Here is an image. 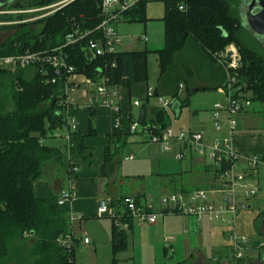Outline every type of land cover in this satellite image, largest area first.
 Returning <instances> with one entry per match:
<instances>
[{"label": "trees", "instance_id": "obj_1", "mask_svg": "<svg viewBox=\"0 0 264 264\" xmlns=\"http://www.w3.org/2000/svg\"><path fill=\"white\" fill-rule=\"evenodd\" d=\"M49 1L55 0H41L37 1L41 4L34 5L11 2L6 8H28ZM149 1L163 4L161 49L120 51L112 56L88 59L87 42L98 34L96 27L101 21L99 7L102 0H74L46 18L10 27L17 34L0 44L1 54L7 56L21 55L26 51H46L63 46L67 35L73 39L81 35L82 38L77 39L75 44H67L63 48L67 63L75 74L83 75L92 82L104 78L106 85L116 89L121 86L130 89L135 83L147 84V58L153 54L157 57L158 77L152 96L167 95L175 99L178 108H181L189 102L191 91L187 81L196 71L206 75L202 81L208 76L213 78L203 90H216L225 86L224 71L216 66L213 55L233 45L240 56V67L233 73V94L237 99L264 106V60L239 37L243 27L228 0H142L132 9L121 12L117 23L144 25L148 21L145 5ZM179 7H183V10H179ZM31 26L33 28L29 30ZM180 57L184 59V64ZM29 69H33L32 74L27 73L28 68L13 74L0 71V264L16 260L19 250L15 241H24V237L30 235L36 243L29 251V255L35 258L30 264H74V248L67 251L57 242L71 235L67 215L56 204L37 199L32 184L43 177V168L48 163L65 171L67 181L74 174L73 161L93 162L92 152L84 146L83 139L94 137L96 114L93 107L88 109L87 135L72 131L69 133L68 145H47L44 141L52 131L66 125L62 105L63 81L45 83V78L51 77V73L44 75L36 66ZM180 85L185 92L184 97L178 93ZM148 100L147 97L143 99L145 104L139 106L135 121L165 129L169 126L166 112L155 106L147 111ZM8 104L11 109H7ZM132 120L130 117L128 126ZM129 135V127L125 132L112 129L109 134L108 147L104 150L99 167L100 178L104 181H108L115 173L117 154ZM202 171L207 177L203 178L205 182L202 188L217 187L214 179L218 169L211 164H203ZM179 193L188 192L181 189ZM141 196L111 198L112 207H117L120 213L110 218L113 255L110 264H118L116 254L124 252L128 246L127 231L131 229L132 218L123 201L131 198L139 204ZM116 223L127 226V230H122ZM72 242L77 244L73 237Z\"/></svg>", "mask_w": 264, "mask_h": 264}, {"label": "crops", "instance_id": "obj_2", "mask_svg": "<svg viewBox=\"0 0 264 264\" xmlns=\"http://www.w3.org/2000/svg\"><path fill=\"white\" fill-rule=\"evenodd\" d=\"M141 37L146 39L144 35H141ZM140 38H138V41L143 43L148 42L147 39L144 42ZM206 79L201 81V84L192 90V95L209 90L203 89L213 81V78L212 76H208ZM70 81L75 90L66 95L65 99L68 106L65 108L64 114L74 118L75 132L87 135L88 109L93 107L94 114H96L94 119V137H85L83 139L84 146L92 152L93 162L87 164L82 160L73 161L74 174L67 181L65 179L66 172L58 169L53 164L50 166V172H44L43 177L32 184L33 192L37 199L45 200L49 204L54 205L61 190H71L73 198L61 207V210L67 217L69 214H77L82 217L81 221L70 225L71 235L77 244L79 241L75 236L76 224L78 228L84 219H91L96 224L99 219L105 220V222H98L102 240L93 232L88 235L84 234L82 241L84 238L89 241L88 244L83 242L84 248L88 249L92 246V251H90L92 252V256H94V264H107V261L97 263L98 256L96 254L101 243H104L105 249L107 248L106 250L111 252V219L108 216L98 217L96 214L97 206L101 200H105L108 202L109 212L113 214L120 213L117 207H112L110 204L111 198L120 196L134 197L142 195L143 192L131 189L132 183H128L138 181L139 176L127 177L124 181L119 179L118 184H116L117 177L115 174L117 171L110 176L108 181H104L100 178L99 167L103 160L104 150L108 147L107 139L112 132V125L116 117L119 118V130L125 132L128 129L129 118L132 117L133 120H136L139 114V107H133L132 103L138 100L140 101V105H144L143 99L146 98V91L152 87L144 83H135L130 89H126L123 86L118 87L115 97V104L118 107L119 113L117 116L112 110L105 108L98 102L95 95L97 82L89 83L86 77L80 74L73 76ZM214 91L219 95H223L225 101L223 86L216 90L214 89ZM152 98L155 97L149 98L146 106L147 111L152 107L149 105ZM213 105L207 109L209 115L208 122H210L211 127L199 132L202 134L206 145L216 138H213L215 132L212 130L213 124L211 122V109ZM240 113H245V109ZM221 124H223L221 131L215 134L221 135V138H227L228 129L225 123V116H222ZM188 131L190 132V130ZM230 138L232 151L239 156V166L241 169L245 168L244 160L251 156H257L261 162L255 173L248 177L250 181L254 180L257 182L258 194L246 202L247 209L240 211L235 219L236 234L247 237V243L242 248L243 256L240 260L234 258L227 237L228 227L226 225L224 226L212 220L209 221L206 217L195 219L183 214L168 213L162 217H158L152 224L138 222L135 219L131 220V229L127 231L128 246L124 252L116 254L118 264H264V129L260 132L258 131V133L250 129H236V132ZM52 142L49 141L51 143L49 146L51 147L63 146L55 145ZM170 158L172 159L171 156ZM188 158L187 166H181L180 164L184 159L181 160L178 162L179 166H176L177 172L170 174L174 176L172 178L166 177V185L161 186V191L164 192L162 196L179 193L181 189L190 193V191H196V189L208 192L217 188H202L205 182L203 178L207 179L203 174L202 165H209L208 161L198 156L200 162L195 165L192 156ZM153 165L157 166V168L159 167L158 162ZM158 174L155 175L160 176V173ZM109 189L111 190L109 191ZM144 202L145 200L141 199L139 203ZM213 202L218 204L215 201ZM152 212L153 214L160 213V205L154 207ZM117 226L124 231L127 230V226H122L119 223Z\"/></svg>", "mask_w": 264, "mask_h": 264}, {"label": "built area", "instance_id": "obj_3", "mask_svg": "<svg viewBox=\"0 0 264 264\" xmlns=\"http://www.w3.org/2000/svg\"><path fill=\"white\" fill-rule=\"evenodd\" d=\"M74 1V0H73ZM142 0H102L100 4L101 21L96 27L97 36L91 41L87 42L86 52L89 53L90 59L104 58L112 56L119 52V47L122 45V38L118 36L113 23H117L121 12L132 9L134 5ZM147 1V0H145ZM71 3V2H70ZM183 10V7H179ZM26 12V11H25ZM28 12V11H27ZM33 13V12H31ZM15 12L9 9L0 10V15H14ZM49 15V14H48ZM48 17L47 15H45ZM80 35L77 39H81ZM77 39H73L71 35L65 37V44L60 47L50 48L46 51H26L21 55H2L0 52V70L15 73L18 70L27 67H38L40 71L46 74H52L51 77L45 78V83L55 84L58 81H63L64 95L74 89L70 86V80L76 76L73 68L67 63L62 50L67 44H75ZM141 41L146 42L144 37ZM231 53L229 61H226L227 53ZM239 54L235 47H230L224 52L215 56V62L219 67L225 71V86L223 92L225 95L224 103L214 104L211 112V122L215 133L221 131L223 124H221L222 116H225V123L227 124L228 137L220 140L215 138L210 144L206 145L204 138L200 133L179 130L174 133L170 125L165 129L160 128L155 124H141L138 121H132L129 124V132L137 134L139 132L145 137L148 142L159 145L160 154H169L175 162H180L194 154L207 160L209 164L218 169L214 181L217 188L208 192L203 190H196L190 193H171L162 196L159 199L161 207L160 213L152 212L151 199L144 203L136 204L133 199L125 198L123 205L127 212H129L132 219L146 224H152L158 217H162L168 213L191 216L200 219L206 217L209 221H216L228 227L227 237L234 258L240 260L243 256L242 248L247 243L246 236H238L235 232V219L240 211L246 210V202L253 199L258 193L257 182L250 181L249 176L255 173L260 159L257 156H251L244 160L245 168L241 169L239 166V156L232 151L231 136L236 132L235 116L242 112L244 108L249 106V102L242 99H237L233 94L235 86V78L233 73L239 68ZM230 74V75H229ZM89 83H93L88 80ZM95 95L100 105L112 110L118 116V107L115 104L116 88H110L106 85V80L100 78L96 81ZM182 89L179 86L178 93ZM66 93V94H65ZM153 89H147L145 97H154ZM156 98V106L159 110L166 112L168 121L170 122L167 110L176 103L175 99L170 98L164 100L161 97ZM65 108L68 103L63 101ZM133 107L140 106V101L136 100L132 103ZM116 117L112 127L119 129V121ZM75 131V120L66 115V125L62 128L61 134L53 135L54 138L63 139L64 143L69 144V133ZM132 157L125 158L131 160ZM223 167V169H222ZM74 171V170H73ZM219 192L221 199L219 204L213 202L215 193ZM73 198V193L70 189L61 190L57 198L56 205L63 207ZM96 214L98 217L108 216L114 217L115 214L108 211V202L101 200L97 206ZM70 224L72 222L81 221L82 217L77 214H69ZM57 242L62 248L70 251L75 245L72 242V235L64 239H58ZM85 244H88L86 238L83 239Z\"/></svg>", "mask_w": 264, "mask_h": 264}, {"label": "rangeland", "instance_id": "obj_4", "mask_svg": "<svg viewBox=\"0 0 264 264\" xmlns=\"http://www.w3.org/2000/svg\"><path fill=\"white\" fill-rule=\"evenodd\" d=\"M37 1H41V0H14L12 2L21 3L22 5L41 4V2H37ZM228 1L230 2L231 9H233L237 17L240 18V12L238 10L239 0H228ZM70 2H74V1L55 0V1H49L47 4L44 3V5L28 7V8L19 7V9H9L6 8V6L1 7L0 10H4L6 8V10L9 9L10 11L15 12V14L6 15V16L0 15V44L4 43L8 38H12L17 34L16 31L10 27L20 24H26V23L30 24V23H34L36 20L46 18L45 15L48 16V14L49 15L54 14L58 10H61L62 7L70 4ZM145 14L148 21L144 25L138 23L132 24L125 22L112 24V27L116 30L118 36L122 38L123 43L118 49L119 52L120 51L134 52L136 50H142L144 48H147L148 50L149 49L158 50L163 47V26L161 23V19L164 12H163L162 2H158V1L147 2V4L145 5ZM32 28L33 26L28 27L29 30H32ZM141 35H144L146 37L148 41L147 43L138 41V38H140ZM239 37L247 45L248 44L251 45V47L254 48L255 51L258 52L259 55L264 60V48L260 45L258 40L252 37L249 34V32H247L244 28L242 30V33L239 35ZM230 47H235V46L230 45L226 47L224 50ZM224 50L222 52H224ZM215 56L216 55H213L214 60H215ZM181 63L184 64L183 58H181ZM239 64H240V60H239ZM27 68H28L27 73L32 74L33 69H29L31 67H27ZM147 69H148L147 84L149 85V87L151 86L154 89L156 86L155 80L158 75L156 55L149 54L147 58ZM0 71H4V70H0ZM195 73L196 74H192V76H190L187 81L188 89L191 92L194 88H196V86L201 84L203 78V75L201 74L200 71H196ZM86 79L89 80L88 78ZM69 83L70 86L75 90V87L71 84V81ZM70 92L72 91H69L68 93ZM179 94L181 97L185 96L184 90L181 89ZM65 98L66 95H64V98L62 100L67 102ZM161 98L164 101V100H169L171 97L164 95L161 96ZM215 103H219V104L224 103V96L217 94V92L214 90H207V92H198V93H194L193 95L190 94L188 104L186 106H182L179 109L180 112L177 118H175V114L170 109L167 110V113L170 118V122L168 121L170 128L174 133L179 132V130H183V131L190 130L191 133L194 132L199 133L200 131H203L206 128L207 129L210 128L211 124L210 122H208L209 115L207 113V109L210 108ZM249 104L250 105L248 107L244 108L245 113H240L235 116L236 129L238 130L250 129L253 130V132L258 133V131L260 132L264 129V119H263L264 106L256 102H250ZM149 105L156 106V98H152ZM6 107L7 109H11L9 108L10 104H8V106ZM61 131L62 129L59 128L52 131V134L48 138H46L45 139L46 142L45 141L44 142L47 145H51L49 141H53L52 143L58 146L66 144L64 143L62 137L61 139H58V138H54L53 136L58 133L61 134ZM215 137L220 140L222 139L221 135L219 134L217 135L214 133L213 138ZM126 141L127 142L123 145L121 151L117 154L116 157V160L118 162L116 168L117 173L115 174L117 177L116 184H118L119 179L124 181V179H127V177L139 176L140 178H142L141 180L135 182L134 181L128 182V183H132V186H130L131 189L133 188L134 190L137 191L140 190V192H143L141 198L143 201L151 199L152 211H153L154 207L159 205L158 201L161 198V196L164 195V192L161 191L162 189L161 186L166 185L165 176L170 175L173 172H177L178 169L176 168V166H179L178 165L179 163L173 161L170 158V155L168 154L166 155L160 154L159 145L156 143L150 144L148 140L145 137H143L139 132H137V134L129 135L126 138ZM130 156L132 157L131 160H125V158H128ZM192 158L195 161V165L199 164L200 159H198L197 154H194ZM188 160L189 158L184 159L180 165L187 166ZM157 162L159 163L158 168L157 166L153 165L156 164ZM47 166L46 168H43V172L45 173H47L51 169L50 166L52 165L48 163ZM158 173H160V176H156ZM110 190L111 189H109V191ZM220 199H221V195L219 194V192H216L213 201L219 204L221 203ZM68 222L70 223L69 218H68ZM98 222L99 223L105 222V220L99 219ZM98 222L96 224L91 219H84L78 227L80 229L77 228V224L75 225L76 228L75 236L79 241V243L75 245L73 252L75 264H94L95 260L91 252L92 246H90L88 249L84 248L82 238L84 234L88 235L94 232L98 235L99 239L102 240L101 229L98 226L99 224ZM74 223L76 222H72L70 225ZM24 239H25L24 241L21 240L15 241V244L19 250V256L16 257V260H13V262L10 261L7 264H30L35 259L31 255H29V251H31V249L36 244L34 237L30 235L27 236V238L25 236ZM106 249L104 247V243H101V246L100 248H98L96 254L98 256L97 263H100L101 261L104 262L107 261L106 262L107 264L111 263L113 259V255H111V252ZM23 261H27V262L23 263Z\"/></svg>", "mask_w": 264, "mask_h": 264}, {"label": "water", "instance_id": "obj_5", "mask_svg": "<svg viewBox=\"0 0 264 264\" xmlns=\"http://www.w3.org/2000/svg\"><path fill=\"white\" fill-rule=\"evenodd\" d=\"M12 1L14 0H0V8L5 7ZM238 10L240 12L239 20L242 27L249 32L252 37L258 40L260 45L264 48V0H246L245 3L243 0ZM230 56L231 53H227L226 61H229ZM86 57L90 59L88 52H86ZM170 110L175 114V118H177L179 115L178 104L174 103Z\"/></svg>", "mask_w": 264, "mask_h": 264}, {"label": "flooded vegetation", "instance_id": "obj_6", "mask_svg": "<svg viewBox=\"0 0 264 264\" xmlns=\"http://www.w3.org/2000/svg\"><path fill=\"white\" fill-rule=\"evenodd\" d=\"M240 1H241V0H239V2H238V8H239L240 3H241V5H242V1H243V0H242L241 2H240ZM245 1H246V0H244V3H245Z\"/></svg>", "mask_w": 264, "mask_h": 264}]
</instances>
